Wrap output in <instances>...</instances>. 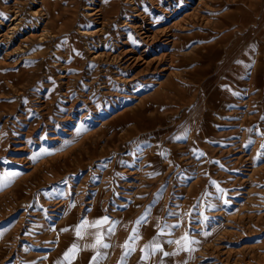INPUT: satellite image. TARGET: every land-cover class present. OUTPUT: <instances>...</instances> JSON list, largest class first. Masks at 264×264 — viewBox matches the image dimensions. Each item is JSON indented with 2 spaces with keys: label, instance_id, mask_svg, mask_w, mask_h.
<instances>
[{
  "label": "rangeland",
  "instance_id": "1",
  "mask_svg": "<svg viewBox=\"0 0 264 264\" xmlns=\"http://www.w3.org/2000/svg\"><path fill=\"white\" fill-rule=\"evenodd\" d=\"M90 5L0 0V264H264V0Z\"/></svg>",
  "mask_w": 264,
  "mask_h": 264
},
{
  "label": "snow or ice",
  "instance_id": "2",
  "mask_svg": "<svg viewBox=\"0 0 264 264\" xmlns=\"http://www.w3.org/2000/svg\"><path fill=\"white\" fill-rule=\"evenodd\" d=\"M3 13H0V16H2ZM262 148H264V144L261 145ZM44 150H42L43 152ZM41 153H37L33 156V159L36 158V156L40 155ZM260 155V153H258V156ZM18 175V173H15V172H10V173H4L2 175H0V186H3L5 183H10L11 182V179ZM218 187V186H217ZM218 190L220 191H223L222 189H219ZM228 201L225 200V203H227ZM145 219L144 216H141L138 218V220L136 221V223H140L141 221H143ZM205 219H207V217H205ZM108 223V217H102L96 221H94L92 224H89L87 221H82L81 224L77 225L76 227V236L77 237H80L81 236V229L85 228V227H94V228H99L101 227L102 225ZM63 231H67V229H63ZM109 232H112L113 229L110 227ZM133 233H136V235H130L129 237V240H136V239H139V236H138V233H137V229L134 227L133 228ZM204 235H208V233H204ZM183 240L185 242H189L188 241V237L187 235H185V237L183 238ZM177 244L180 243V241H176ZM92 248H97V247H100V248H108L109 245L107 243H104V237H103V234H101L100 232H97L96 234V241L94 244L91 245ZM121 247H123L125 249V255H127L130 251H135V248L129 244L128 241H125L124 245H122ZM147 248H152L153 251H156V250H159L160 248V245L157 243L155 245H152V244H149V245H145V248H142L141 249V252H144L145 249ZM78 251V247L77 245L74 243L65 253H64V257L66 260H71V259H74L75 258V253ZM100 254L97 253L96 256H93V260H96L97 257L99 256ZM164 255H168V253H164ZM141 259H146V256L142 255L141 256Z\"/></svg>",
  "mask_w": 264,
  "mask_h": 264
},
{
  "label": "bare ground",
  "instance_id": "3",
  "mask_svg": "<svg viewBox=\"0 0 264 264\" xmlns=\"http://www.w3.org/2000/svg\"><path fill=\"white\" fill-rule=\"evenodd\" d=\"M92 1V5H90V7L89 8H91L92 10L89 12V14H93L94 15V17L93 18H95L96 20H98L99 18H101L102 16H103V0L101 1V0H91ZM95 1H98L99 3H96ZM42 3V2H41ZM40 8V7H39ZM38 8V9H39ZM41 9V8H40ZM38 12L39 11H41V10H37ZM37 11H36V13H37ZM138 11V10H137ZM35 12V11H34ZM136 13V12H135ZM48 14V13H47ZM48 16H49V14H48ZM15 17V16H14ZM49 18H51V17H49ZM94 19V20H95ZM146 17L144 16V14L143 13H137L136 15H135V17H134V19H133V22H134V27L137 29V31L139 32V38H140V40L142 41V43L144 44V45H146V44H151V43H153L155 40H157V38H158V35H159V33H157L156 31H153V29H152V27L149 25V22L148 23H146ZM93 20V21H94ZM102 20V19H101ZM103 21H100V23L101 24H103L102 23ZM136 22V23H135ZM97 23V22H96ZM16 24V23H15ZM98 24V23H97ZM100 24V25H101ZM9 26L7 27V31L5 32V34L4 35H7V32L9 31ZM11 28H12V26H11ZM102 29V25H101V27H97V28H95L94 30H92V31H88L89 33H92V34H95V32H97V31H99V32H101L100 30ZM83 31V30H82ZM44 32V31H43ZM98 32V33H99ZM9 33V32H8ZM42 34V33H41ZM44 34V33H43ZM42 34V35H43ZM42 37V36H41ZM132 48H130L128 51L130 52V50H131ZM127 51V52H128ZM100 55V54H99ZM129 55V54H128ZM135 55V54H134ZM133 56V55H132ZM129 58V57H128ZM113 59H114V57H113ZM138 59H140V56H133L132 57V61L133 62H136ZM132 62V63H133Z\"/></svg>",
  "mask_w": 264,
  "mask_h": 264
}]
</instances>
